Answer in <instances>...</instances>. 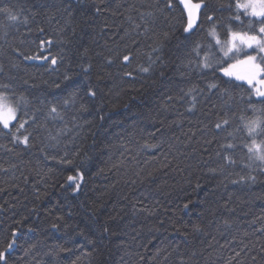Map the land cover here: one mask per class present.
I'll use <instances>...</instances> for the list:
<instances>
[{
  "label": "trees",
  "instance_id": "obj_1",
  "mask_svg": "<svg viewBox=\"0 0 264 264\" xmlns=\"http://www.w3.org/2000/svg\"><path fill=\"white\" fill-rule=\"evenodd\" d=\"M206 2L189 34L180 0H0L19 13L0 14V85L27 100L11 131L0 128L7 264H264V164L243 147L250 90L223 84L219 69L201 75L205 52L193 48L210 39L207 15L229 17L218 10L229 0ZM41 55L57 63L29 60Z\"/></svg>",
  "mask_w": 264,
  "mask_h": 264
},
{
  "label": "snow or ice",
  "instance_id": "obj_2",
  "mask_svg": "<svg viewBox=\"0 0 264 264\" xmlns=\"http://www.w3.org/2000/svg\"><path fill=\"white\" fill-rule=\"evenodd\" d=\"M184 6V10L187 15V24L184 27L185 33H191L193 30L196 19L199 18L202 10L208 7L206 0H200V2H193V0H180ZM172 0H169V7H171ZM219 11L227 10L229 17L227 18V25H217L216 17L213 14L207 15V21L211 25L207 32V43L197 42L193 51L199 56L200 51H204L205 55L198 62V67L201 70V75H206L205 70L212 69L215 71L219 69L223 77L228 79L222 80L225 85H232L234 87H243V84H234V81L244 82L248 85L249 99L247 104L253 113L252 118L241 117L243 121V129L246 130L247 136L243 147L247 149L249 158L260 161L264 164V0H229L226 8L224 5L218 9ZM0 14L6 16L9 22H18L19 13L14 12L13 9L7 5L0 7ZM246 18V25H245ZM27 23V18L23 21ZM234 25H241L243 27H234ZM220 27L225 29L226 39L222 37L221 32L217 31ZM214 41V44L212 43ZM51 44V41L48 42ZM43 45V42H42ZM30 58V57H25ZM36 58V57H31ZM41 59H51V63L55 65L57 58L55 56H40ZM124 61L129 60V56L123 57ZM191 63V61H190ZM87 71V69H85ZM142 71L148 72V68H143ZM64 80H70L68 75L64 76ZM60 87V85H57ZM220 83L216 82V79L207 83L209 91L219 90ZM4 91H0V128L3 130L11 131L13 121L18 120V112L20 103H27L24 96L15 98L13 102L12 96L8 92V85H0ZM194 88H189L185 92L186 96H190L193 105L196 102V96ZM226 91V90H225ZM258 99L253 101L252 94ZM78 89L73 87V90L69 91L66 97L63 99V106L74 105L77 102ZM89 96H94L95 93L89 90ZM50 103L48 110V116L57 117L60 115V103ZM259 105V106H258ZM84 107L83 104L80 105ZM191 110V109H189ZM247 111V109L245 110ZM32 122L36 123L35 117L32 118ZM28 123L25 120L19 123L17 132L20 129H24ZM229 120H224L222 123H217L216 128L222 129L223 126L229 125ZM43 127V125H40ZM240 131V127L237 128ZM231 135V133L229 134ZM12 139L14 142L27 145L30 139L29 135L21 136L13 133ZM55 139V137H53ZM225 151L234 149L236 146L232 143H226L221 145ZM219 155V153H218ZM54 158V157H53ZM223 159L229 164L234 163L230 155H224ZM70 163V161H68ZM241 179H244L241 177ZM250 179H254L251 178ZM68 180L75 184L74 191L79 190L81 187L80 181L83 180V176L77 174V177L69 176ZM71 186V184L69 185ZM188 205L186 204L185 207ZM227 223V221L225 222ZM52 227L55 229L57 225L54 223ZM13 237L16 236V232L13 231ZM14 246V241L8 244V249L0 250V264H7V252Z\"/></svg>",
  "mask_w": 264,
  "mask_h": 264
},
{
  "label": "water",
  "instance_id": "obj_3",
  "mask_svg": "<svg viewBox=\"0 0 264 264\" xmlns=\"http://www.w3.org/2000/svg\"><path fill=\"white\" fill-rule=\"evenodd\" d=\"M29 60H32V61H44L45 59H41V58H30Z\"/></svg>",
  "mask_w": 264,
  "mask_h": 264
}]
</instances>
